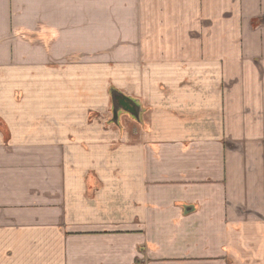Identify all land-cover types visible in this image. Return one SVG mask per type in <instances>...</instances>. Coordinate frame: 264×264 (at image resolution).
<instances>
[{
  "label": "crops",
  "instance_id": "0c3cea01",
  "mask_svg": "<svg viewBox=\"0 0 264 264\" xmlns=\"http://www.w3.org/2000/svg\"><path fill=\"white\" fill-rule=\"evenodd\" d=\"M0 264H264V0H0Z\"/></svg>",
  "mask_w": 264,
  "mask_h": 264
}]
</instances>
